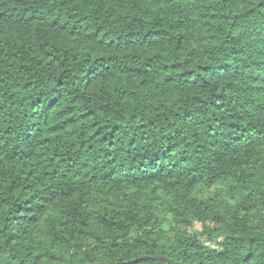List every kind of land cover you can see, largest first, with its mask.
Listing matches in <instances>:
<instances>
[{"label": "trees", "instance_id": "1", "mask_svg": "<svg viewBox=\"0 0 264 264\" xmlns=\"http://www.w3.org/2000/svg\"><path fill=\"white\" fill-rule=\"evenodd\" d=\"M0 264H264V0H0Z\"/></svg>", "mask_w": 264, "mask_h": 264}, {"label": "rangeland", "instance_id": "2", "mask_svg": "<svg viewBox=\"0 0 264 264\" xmlns=\"http://www.w3.org/2000/svg\"><path fill=\"white\" fill-rule=\"evenodd\" d=\"M200 228V224L197 225Z\"/></svg>", "mask_w": 264, "mask_h": 264}]
</instances>
